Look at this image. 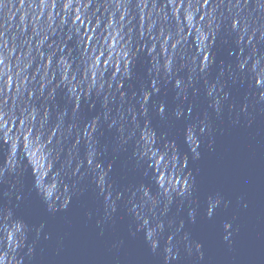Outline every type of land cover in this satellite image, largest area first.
<instances>
[{
    "label": "water",
    "instance_id": "95a60500",
    "mask_svg": "<svg viewBox=\"0 0 264 264\" xmlns=\"http://www.w3.org/2000/svg\"><path fill=\"white\" fill-rule=\"evenodd\" d=\"M257 4L3 0L2 264H264Z\"/></svg>",
    "mask_w": 264,
    "mask_h": 264
},
{
    "label": "clouds",
    "instance_id": "9594fccd",
    "mask_svg": "<svg viewBox=\"0 0 264 264\" xmlns=\"http://www.w3.org/2000/svg\"><path fill=\"white\" fill-rule=\"evenodd\" d=\"M247 2H248V0H245V3H247ZM2 3H3V0H0V4H2ZM256 8H257L258 10H260V9H264V4H257V5H256ZM250 13L252 14L251 11H250ZM260 18H261V17H260ZM261 98L264 99V96H262ZM219 204H220V199H219V198H217L213 203L210 204L209 215H211V211H212V209H214V208H215L217 205H219ZM224 227H225V229L227 230L228 228L231 227V225L226 223V224L224 225ZM224 239L227 240L228 237L225 236ZM150 243H151V242H150ZM23 244H24V242H23ZM173 247H174V245H172V244L169 245V247H168V249H167V251H166V253H167V255H166V257H165L166 260H168L169 258H171V259H173V260H175V259L178 258V253H177V252H173ZM200 247H201V246H200L199 244L196 245V248H197L198 250L200 249ZM151 248L153 249V251H155L156 248H157V246L151 244ZM189 250H190V249H189ZM0 264H2V261H0Z\"/></svg>",
    "mask_w": 264,
    "mask_h": 264
}]
</instances>
